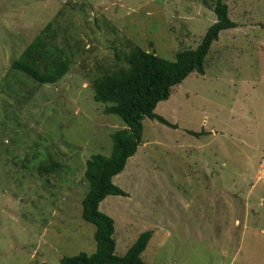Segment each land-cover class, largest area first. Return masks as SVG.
<instances>
[{
    "label": "rangeland",
    "instance_id": "rangeland-1",
    "mask_svg": "<svg viewBox=\"0 0 264 264\" xmlns=\"http://www.w3.org/2000/svg\"><path fill=\"white\" fill-rule=\"evenodd\" d=\"M215 2L0 0V264L96 251V227L82 218L86 163L109 156L125 124L103 113L91 80L127 41L171 61L195 49L216 22ZM226 2L238 27L220 33L204 75L158 104L174 127L143 121L142 145L113 179L127 196L100 204L115 221L117 256L151 231L146 264H264V0ZM56 17L54 30L69 28L59 40L70 71L33 96L10 95L2 79ZM52 160L59 167L41 173Z\"/></svg>",
    "mask_w": 264,
    "mask_h": 264
},
{
    "label": "trees",
    "instance_id": "trees-1",
    "mask_svg": "<svg viewBox=\"0 0 264 264\" xmlns=\"http://www.w3.org/2000/svg\"><path fill=\"white\" fill-rule=\"evenodd\" d=\"M214 12L216 22L208 28L195 49L181 50L176 53L175 60L171 61L127 41L128 49L114 47V62L106 68H100V75L91 80L94 100L104 105L103 113L116 116L124 122L125 127L111 134L112 152L109 156L97 154L86 163L88 191L82 200V218L96 227V251L92 255L80 253L64 257L61 259L62 264H146L142 254L153 233L143 232L125 256H117L115 221L100 211V204L109 196H127L113 179L125 170L128 160L135 156L142 145L143 121L150 119L174 127L156 113L158 104L168 100L172 89L192 73L204 75L206 59L220 33L238 27L229 17L226 0H216ZM56 20L57 17L47 24L13 62L9 77L2 79L10 95L24 93L28 97L33 96L35 88L55 84L70 71L73 60L59 40L69 28L59 25L54 30ZM12 73L15 77L19 76L17 82ZM23 80L32 83L34 89L25 90L21 82ZM20 97L22 101L25 99L24 95ZM38 167L41 173H50L59 164L52 160L40 163Z\"/></svg>",
    "mask_w": 264,
    "mask_h": 264
}]
</instances>
